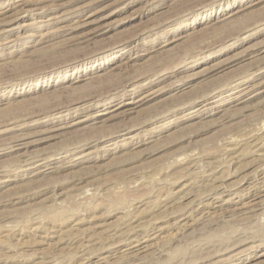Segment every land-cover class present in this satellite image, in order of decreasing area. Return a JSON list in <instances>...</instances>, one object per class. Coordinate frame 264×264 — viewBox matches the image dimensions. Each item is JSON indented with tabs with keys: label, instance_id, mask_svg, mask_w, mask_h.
<instances>
[{
	"label": "rangeland",
	"instance_id": "rangeland-1",
	"mask_svg": "<svg viewBox=\"0 0 264 264\" xmlns=\"http://www.w3.org/2000/svg\"><path fill=\"white\" fill-rule=\"evenodd\" d=\"M23 1L0 0V264L264 260V0Z\"/></svg>",
	"mask_w": 264,
	"mask_h": 264
},
{
	"label": "bare ground",
	"instance_id": "bare-ground-1",
	"mask_svg": "<svg viewBox=\"0 0 264 264\" xmlns=\"http://www.w3.org/2000/svg\"><path fill=\"white\" fill-rule=\"evenodd\" d=\"M49 3V2H48ZM53 3V2H52ZM55 3V2H54ZM22 4H23V7H22V9H24V7L26 6V1H23L22 0ZM54 5V4H53ZM20 6V5H19ZM52 6V5H51ZM16 7V6H15ZM21 9V10H22ZM37 9V8H36ZM20 13V12H19ZM19 13H18V16H19ZM63 14V13H62ZM17 16V17H18ZM55 17V16H54ZM52 19V18H51ZM88 20V19H87ZM97 20V19H96ZM50 21V20H49ZM90 21V20H89ZM14 42V41H13ZM261 65V64H260ZM248 91V90H247ZM221 95V94H220ZM213 96V95H212ZM212 96L210 97V95H209V98H212ZM143 97V96H142ZM146 97V96H145ZM131 98V97H130ZM129 98V99H130ZM135 99V98H134ZM146 99V98H145ZM139 100V99H138ZM138 100H133V99H131V100H128L127 102H125L123 105H125V106H128V108L127 109H131L132 110V108H135V106H133V104H135ZM143 102V101H142ZM85 106V105H84ZM122 106V105H121ZM80 107V106H79ZM81 108V107H80ZM73 110H76L77 109V107H74V108H72ZM78 110V109H77ZM195 110V109H194ZM130 111V110H129ZM67 112V111H66ZM77 112V111H76ZM54 119V118H53ZM65 119V118H64ZM59 120V119H58ZM76 124V123H75ZM62 127V126H61ZM128 128V127H127ZM62 129V128H61ZM58 130V129H57ZM121 132V131H120ZM120 132H118V134L120 133ZM59 133V132H58ZM27 134V133H26ZM113 134H115L114 132H113ZM117 134V133H116ZM21 135H22V133H21ZM23 135H25V133L23 134ZM22 135V136H23ZM60 135V134H59ZM18 136V135H17ZM16 136V137H17ZM11 138V137H10ZM28 138H30V137H28ZM107 138V137H106ZM4 139V138H3ZM29 140V139H28ZM36 141V140H35ZM34 142V141H33ZM264 142V141H263ZM28 143H29V141H28ZM120 144V143H119ZM29 146V145H28ZM8 147V146H7ZM231 148V147H230ZM9 149H11L12 151H16L17 153L19 152V156L20 155H22V156H25L24 155V151L23 150H26L27 149V142H25V141H23L22 139H19V138H17V139H15L14 141H13V144L10 146V148ZM254 149V148H253ZM6 150V149H5ZM116 150V149H115ZM11 153V152H10ZM25 153H26V151H25ZM17 155V154H16ZM39 158V157H38ZM38 162V161H37ZM23 169H24V167H23ZM34 169H35V167H34ZM43 169V168H42ZM30 170H31V168H30ZM6 172V171H5ZM37 175V174H36ZM9 180V179H8ZM254 197V196H253ZM254 199V198H253ZM231 201V200H230ZM256 202V201H255ZM255 202H253V203H255ZM242 206V205H241ZM249 209V208H248ZM253 209V208H252ZM139 243V242H138ZM143 243V242H142ZM141 244V243H140ZM142 246V245H141ZM140 247V246H139ZM132 248V247H131ZM142 248V247H141ZM133 249H134V247H133ZM138 249V248H137ZM139 251V250H138ZM140 251H141V249H140ZM131 252V251H130ZM135 253V252H134ZM137 253V252H136ZM258 257V256H257ZM236 258V257H235ZM262 261H264V260H262ZM262 261H257L258 263L257 264H260V263H262ZM243 262V261H242ZM254 263H256V261L254 262ZM253 264V263H252Z\"/></svg>",
	"mask_w": 264,
	"mask_h": 264
}]
</instances>
